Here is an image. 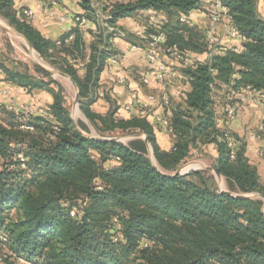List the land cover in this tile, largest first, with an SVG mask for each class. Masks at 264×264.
Wrapping results in <instances>:
<instances>
[{"label": "trees", "instance_id": "1", "mask_svg": "<svg viewBox=\"0 0 264 264\" xmlns=\"http://www.w3.org/2000/svg\"><path fill=\"white\" fill-rule=\"evenodd\" d=\"M199 1L79 0V16L97 28L87 48L78 27L48 40L23 10L14 9V0H0V15L44 61L75 82L80 109L100 138L143 134L158 167L141 139L102 141L89 138L85 124L76 127L61 85L45 69L40 71L48 80L0 64L13 85L46 90L54 100L50 118L0 116V241L17 258L30 264H264V200L237 197L264 198V185L246 157V145L232 133L231 159L217 114L222 85L264 95V19L257 0H219L229 36L232 29L241 36L236 39L240 51L196 61L194 55L211 53L208 39L180 18H189ZM140 11L169 19L149 28L146 42L164 33V54L172 60L177 51L193 63L181 69L190 91L171 111L170 151L160 149L148 118L122 116L100 89L108 61L118 55L112 48L116 32L110 29ZM99 92L110 105L106 114L94 109ZM207 145L217 149L214 168L227 190L220 191L215 175L206 170L174 176L192 150Z\"/></svg>", "mask_w": 264, "mask_h": 264}, {"label": "crops", "instance_id": "2", "mask_svg": "<svg viewBox=\"0 0 264 264\" xmlns=\"http://www.w3.org/2000/svg\"><path fill=\"white\" fill-rule=\"evenodd\" d=\"M14 9L34 12L31 19L32 26L44 38L56 41L61 38L68 29L74 27V18L83 15V10L79 5V0H70L62 3L58 7L45 8L39 0H14ZM259 16L264 19V0H257ZM221 24L218 28L217 40L220 46L240 51V43L229 36L228 19L221 14ZM169 19L155 11H140L132 17L120 19L116 25V31L120 33L112 40L113 51L121 56L120 65L107 67L101 75V91H105L112 102L119 106L122 116L128 117L139 115V108L135 105V98L138 96L147 99L149 95H155L157 102L153 103L151 113L165 116L170 114L173 107L183 105L186 94L190 91L188 84L181 79L180 63L169 59L165 54H160L158 63H149L143 51L134 49L146 43L147 31L160 22ZM191 27L208 37L211 22L209 11L196 10L189 16ZM96 25L89 22L84 27L83 37L88 48L93 42V33ZM194 60L204 62L210 58V53L194 55ZM164 64L179 73L178 77L169 79L166 87H163L151 77L149 84L139 86L142 76H148L154 68ZM8 67V66H7ZM13 70V67H8ZM151 76V75H150ZM118 79H124L126 83L120 85ZM136 93H132V89ZM6 92L5 97H0L2 105L1 118H9L12 113L20 114L21 107L31 108L38 114L42 111L44 116L50 118L47 113L53 104V96L46 90H25L18 88L6 79V75L0 73V93ZM164 95L171 100L169 108L164 107L162 99ZM217 114L222 120L220 127L229 130L240 141L246 145V157L249 163L257 169L261 184L264 185V104L259 101L256 92L247 91L243 96H237L233 102L238 105L237 116L233 121L227 119L225 108L227 100L220 91L218 93ZM94 109L99 114H106L110 105L105 99H99L94 105ZM152 124L157 144L163 151H170L173 148L174 140L169 134L162 132L155 124L153 117H148ZM191 157H197L195 162L190 164L197 169L202 166L214 167L218 158L217 149L214 145L202 146L191 152ZM225 180V179H224Z\"/></svg>", "mask_w": 264, "mask_h": 264}, {"label": "built area", "instance_id": "3", "mask_svg": "<svg viewBox=\"0 0 264 264\" xmlns=\"http://www.w3.org/2000/svg\"><path fill=\"white\" fill-rule=\"evenodd\" d=\"M40 3L42 4L43 7L45 8H50V7H58L59 5H61L62 3L68 2L70 0H39ZM197 10H204V11H209L210 15H211V22H210V27H209V31H208V43L210 45V57L213 54H224L225 52H227L228 50H230L227 47L224 46H220L217 40V33H218V28L219 25L221 24V14L224 13L226 11L225 7H223V5L221 4V2L219 0H200L199 4H198V9ZM24 14L26 15V17L28 19H32L34 16V12L32 10L29 11H25ZM180 22L183 24H186L188 26H191L190 21L188 20L187 17H181L180 18ZM88 23V21L86 20V18L84 16H76L74 18V27H71L68 29V32L71 31V29L78 27L79 29L83 30L84 27L86 26V24ZM110 31H115V37L118 36L120 33H118L113 29H110ZM230 36L233 39H240L241 36L239 34V32L236 29H232L230 31ZM73 39V37L71 36L67 42L71 41ZM166 36L164 33H158L154 36H152L148 42L145 43V45L143 46H138L135 47L134 49H138L140 51H143L146 56L147 59L149 61V63L151 64H157L158 63V59H159V55L160 54H164L165 49H164V45L166 44ZM234 51L237 52V50L233 49ZM173 59L176 62L180 63L182 68H187V67H192L193 63L190 61L189 58H186L184 56H182V54L178 53L177 51H175V53H173ZM120 60H121V56H114L112 57L109 61H108V67H115L120 65ZM110 67V68H111ZM0 73H2L1 69H0ZM151 75V76H150ZM150 75L148 76H142L139 80V82L137 83V85L139 86V89L141 88V86H145L147 84H149V81L151 80V77L153 79H155V81L157 83H159L160 85H162L163 87H166L168 84L169 79L172 78H176L178 77L179 73L175 70H172V68L165 66L164 64H161L159 66H157V68H154L152 73H150ZM118 83L120 85H124L126 83V81L124 79H118ZM132 93H136V89H132L131 90ZM221 91L222 93L225 95L226 97V102L227 104H229L227 106V108L225 109V115L227 117L228 120L233 121L236 116H237V108L238 105L234 104L233 100L237 97V96H243V94H245V92L250 91L249 89L247 90H235L230 86H226V85H222L221 87ZM256 92V91H253ZM259 101L263 102L264 104V95H262L259 92H256ZM7 95L6 92L4 93H0V97H5ZM104 97V93L103 92H99V99H102ZM157 97L155 95H149L147 97V99H143L140 97H136L135 98V105L139 108V115L138 117L141 118H148L149 116L153 117V120L155 121V124L158 126V128L169 135H172V129L170 127V118H171V113L167 114L165 116L162 115H156L155 113H151L152 110V105L153 103L157 102ZM163 105L164 107L169 108L171 106V100L168 96L164 95L163 99H162ZM1 110H2V105L0 103V114H1ZM20 114L24 115L25 117H32V116H36L37 113L35 111H33L31 108H27V107H21ZM45 112L42 111L41 114L38 115H42L44 116ZM222 120L218 119V127H220ZM25 129L27 130H32V128L30 127H25ZM231 134V132L229 130H226V136L228 137V147L229 149H231V159L234 160L235 158V140L230 137L229 135ZM21 162H24V158L22 156L19 157ZM23 168L25 169V166H23ZM71 216H75V211L71 212ZM119 229V228H118ZM0 247H1V241H0Z\"/></svg>", "mask_w": 264, "mask_h": 264}, {"label": "rangeland", "instance_id": "4", "mask_svg": "<svg viewBox=\"0 0 264 264\" xmlns=\"http://www.w3.org/2000/svg\"><path fill=\"white\" fill-rule=\"evenodd\" d=\"M162 23V22H160ZM0 64L4 66L13 67L21 72L30 73L36 78H43L48 80L45 77L40 69H43L41 66H44L47 69L55 72H62L57 67H55L50 62L44 61L39 54L33 49L30 50L25 42L24 36L20 34L16 29L10 26V23L0 15ZM52 76V75H51ZM61 85L63 89V94L65 96V105L68 109L73 120L76 124L83 123L89 129V136L100 137L91 123L84 118V115L79 108L76 109L74 106V100L76 96L75 88L64 78L59 76L53 77ZM78 112V114L76 113ZM133 135V134H132ZM132 135L128 134H118L115 137L121 140L131 137ZM128 143V142H125ZM197 157H191L184 165L188 166L195 162ZM219 186L223 190H227L226 180H222L219 183ZM2 244V243H1ZM0 264H30L22 258H17L12 252H10L6 247L1 245L0 247Z\"/></svg>", "mask_w": 264, "mask_h": 264}, {"label": "water", "instance_id": "5", "mask_svg": "<svg viewBox=\"0 0 264 264\" xmlns=\"http://www.w3.org/2000/svg\"><path fill=\"white\" fill-rule=\"evenodd\" d=\"M11 26V25H10ZM25 39V42L27 43V46L30 50H33L31 44L27 41V39L24 37ZM43 69H45L47 72H49L52 77H54L55 75L56 76H59L61 78H64L66 79L76 90V96H75V100H74V106L76 109L79 110L80 108V96H79V91H78V87L77 85L75 84V82L65 73L63 72H55V71H51L50 69H47L45 68L44 66H41ZM84 118L86 119V117L84 116ZM87 120V119H86ZM74 121V120H73ZM74 124L76 125L77 127V124L76 122L74 121ZM89 138H92V139H101L102 141H116V142H121V143H125V142H130L132 140H137V139H141L145 142L147 148H148V151H149V158L151 159V161L153 162L155 168L158 169L157 167V164H156V161H155V158H154V154H153V150H152V147L150 145V142L148 140V138L143 135V134H134L132 135L131 137L129 138H126L124 140H121L119 138H113V139H102V138H98V137H93V136H89ZM199 170H206V171H209L211 173H213L217 179V181L220 183L222 180H224V178L219 174L218 170L215 169L214 167H208V166H202L201 168L197 169L193 166H184V167H181L180 169H178L174 176H180V175H185V174H189L190 172L192 171H199ZM220 191H223V189L220 187ZM230 194V193H229ZM232 195V194H231ZM238 198H259V199H263L264 198L259 195V194H253V195H237ZM263 212H264V207H263Z\"/></svg>", "mask_w": 264, "mask_h": 264}, {"label": "bare ground", "instance_id": "6", "mask_svg": "<svg viewBox=\"0 0 264 264\" xmlns=\"http://www.w3.org/2000/svg\"><path fill=\"white\" fill-rule=\"evenodd\" d=\"M76 113L78 114V112L76 111Z\"/></svg>", "mask_w": 264, "mask_h": 264}]
</instances>
